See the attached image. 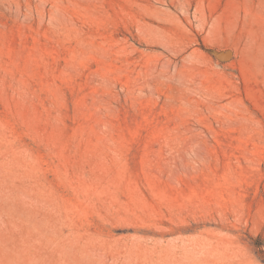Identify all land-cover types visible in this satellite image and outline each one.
<instances>
[{
  "label": "rangeland",
  "instance_id": "obj_1",
  "mask_svg": "<svg viewBox=\"0 0 264 264\" xmlns=\"http://www.w3.org/2000/svg\"><path fill=\"white\" fill-rule=\"evenodd\" d=\"M0 264H264V0H0Z\"/></svg>",
  "mask_w": 264,
  "mask_h": 264
}]
</instances>
